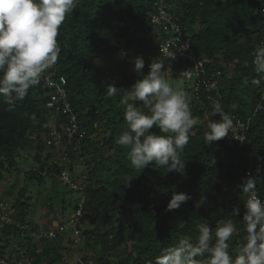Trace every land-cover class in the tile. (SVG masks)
I'll return each instance as SVG.
<instances>
[{"label":"trees","instance_id":"obj_1","mask_svg":"<svg viewBox=\"0 0 264 264\" xmlns=\"http://www.w3.org/2000/svg\"><path fill=\"white\" fill-rule=\"evenodd\" d=\"M154 1L77 0L76 9L61 26V53L55 66L42 74L40 84L30 88L24 99L7 103L0 97V187L20 169L17 151L35 144L36 166L25 170V185L15 197L13 188L6 193L8 200L15 198V218L35 225L30 218L35 209L28 199L43 201L54 213L58 202L63 206L68 202L74 211L76 205L69 194L79 196V191L60 179L63 167L50 164L51 147L43 139L51 131L53 119L47 106L51 89L44 85L45 74L51 70L54 79L66 78L68 99L85 132L77 150L68 147L72 176L86 175L79 256L87 263L150 264L163 248L177 244L180 238H195L197 224L208 223L214 229L218 220L227 219L238 207L239 232L231 242L234 249L245 238L239 219L246 198L237 183L247 169H252L259 195L264 197V82L252 83L261 79L252 60L255 45L264 40V0H167L181 18L191 52L205 58L210 71H223L213 93L221 96L224 111L231 117H250L245 144L232 131L212 145L205 144L207 121L220 116L213 115L212 101L204 93L200 101L192 100L191 111L201 124L193 127L181 153L184 168L180 171L168 172L155 163L134 169L128 150L116 143L127 128L125 106L120 103L123 92L108 97L105 89L111 83L131 88L139 78L134 72L135 57H144L145 74L150 62L157 59L158 33L146 17L147 11L155 9ZM103 59L118 61L102 69L99 61ZM160 61L168 80L184 78L175 63ZM62 120L67 117L57 122ZM47 177L59 184L43 195ZM34 180L40 188L35 196L27 197L29 182ZM174 191L187 193L191 199L180 209L165 211ZM47 221L45 218L44 224L50 226ZM14 244H21L26 249L24 256L40 263L79 264L74 256L78 249L70 236L41 240L24 235L17 224L7 225L0 231V253L13 259L10 249Z\"/></svg>","mask_w":264,"mask_h":264},{"label":"clouds","instance_id":"obj_2","mask_svg":"<svg viewBox=\"0 0 264 264\" xmlns=\"http://www.w3.org/2000/svg\"><path fill=\"white\" fill-rule=\"evenodd\" d=\"M76 6L77 0H0V97L5 102L24 99L30 88L40 84L42 74L55 66L61 53V26ZM133 62L139 78L130 89L117 88L115 83L105 89L108 97L123 92L120 103L125 106L127 128L116 143L128 150L134 169L155 163L168 172L180 171L184 168L181 153L198 123L190 108L192 102L169 82L159 58L150 62L147 74L142 55ZM252 65L257 76L264 77V40L254 47ZM252 83L259 85L261 79ZM212 109L220 119L207 121L206 145L229 136L239 124L224 111L219 99L212 101ZM238 187L246 197L239 219L245 233L242 242L234 249L231 246L239 232L237 207L227 219L218 220L214 229L208 223L197 224L195 238H180L177 244L163 248L150 264H264V199L253 175ZM190 199L189 194L174 191L165 211L180 209Z\"/></svg>","mask_w":264,"mask_h":264},{"label":"built area","instance_id":"obj_3","mask_svg":"<svg viewBox=\"0 0 264 264\" xmlns=\"http://www.w3.org/2000/svg\"><path fill=\"white\" fill-rule=\"evenodd\" d=\"M154 6L155 9L147 11L146 17L154 30L158 33L159 54L157 59L169 61L171 64L175 63L180 67V73L187 81V96L191 101L193 99L200 101V97L203 93L210 101L216 99L221 101V96L213 92L216 89V78L221 76L223 71L221 69L210 71L207 68L206 59L191 52V41L182 27L180 16L169 1L155 0ZM54 74L55 72L50 70L45 74L44 78V85L51 89L47 94L49 97L47 106L53 119L51 122V131L49 134L44 135L43 139L47 142L49 147H51L49 148L52 152L50 164L63 167L60 173V179L68 184L71 190L79 191L80 197L75 202V210L65 221L56 226H49L44 223H36L35 225L20 223L18 219L15 218L14 211L12 212L11 208L13 203L11 205L6 197H0V231L7 225L17 224L24 235H30L31 237L41 240H53L69 233L72 245L78 249L79 253V248L83 243V237L79 226L84 215L86 201L84 190L87 186V182L84 176L78 178L72 176L69 169L72 159L68 146L77 150L85 132L80 130L76 114L73 112L71 102L68 99L67 90L65 88V84L67 83L66 78L62 76L59 80L54 79ZM261 80L264 82V77H261ZM262 98H264V91ZM191 104L193 105L194 102ZM62 117H67V121L62 120L58 123L57 120ZM232 118L234 121H238L239 124L231 131L234 133L235 139L243 145L247 142L250 117L244 119L234 115ZM249 175H252L251 168L247 169L243 175H241L237 183L238 186L242 183L243 179ZM260 197L264 199L263 196ZM11 250L12 249H10V252L13 251ZM79 255L80 254L76 255L77 263L94 264L92 262L87 263L82 261L81 255ZM12 257L13 259H10L7 254L0 253V264H46L34 261L24 255L17 256L15 253H13Z\"/></svg>","mask_w":264,"mask_h":264},{"label":"rangeland","instance_id":"obj_4","mask_svg":"<svg viewBox=\"0 0 264 264\" xmlns=\"http://www.w3.org/2000/svg\"><path fill=\"white\" fill-rule=\"evenodd\" d=\"M139 33L142 34L143 31L139 30ZM116 61H118V60L117 59H115V60H104L103 59V60L99 61V65L101 66L102 69H104V68H106V66L111 65ZM172 77H173V75H172V73H170L169 78H172ZM169 82L172 83L174 86L181 88L183 91H186L187 81L184 80V78L177 77V78H174L172 80L169 79ZM187 94L188 93H186V95ZM189 100L191 102V99H189ZM191 107H192V104H190V108ZM197 120H198L197 124L200 125L201 120L200 119H197ZM34 148H35V144H34V146L28 147L26 150L20 149L17 151L18 167L20 169H19V171H16L15 174L10 175L9 180H7L5 183H3L1 185L0 195H2V194L4 195V193H5L4 198L7 196L6 193H9V190H11L12 188H13L12 190L14 191L13 197H15V195H16L15 193L19 190V188H21L23 185H25V183H26L25 170L32 169L34 166H36V164L34 163V159H33L34 158L33 154L35 152ZM79 167L81 168L82 166H79ZM77 170H78V172H82L79 168ZM83 173H84V176H86L85 172H83ZM46 179H47V181L45 183V186H42V188L44 189L43 195L49 194L51 192L50 189L59 184V181H57L55 178L47 177ZM13 185H14V187H13ZM29 185H30L31 189L27 191L26 196L27 197L35 196L36 195L35 191H37L40 188V185L35 180L29 182ZM61 186H62V184H61ZM67 193H68V191H67ZM69 197L70 198L72 197L70 199L72 203L76 202L77 197L75 195L73 196L72 194H69ZM14 200H15V198L9 199V202L11 205H12V203L14 204ZM28 201H29L30 206L33 205V207L35 209V214H33V215L30 214V218H32L36 223H44L41 221L42 214H44V211H48L44 205V202L43 201L40 202V201L35 200V199H33V200L28 199ZM61 203L62 202H58L55 206L56 209L59 210L60 215L63 213H72L73 212V207L70 206V204L68 202H66L65 206H63V204H61ZM11 209H12V212L14 210L16 211V209L13 208V205H12ZM48 212H46V213H48ZM65 236L68 237V236H70V234L69 235L66 234ZM2 244H4V243H2ZM17 244H14L12 246V250H13V251L11 250L12 255H13V253H15L17 256L24 255L26 253V249H24L21 244H19V245H17ZM79 254L81 255L80 251H79ZM76 255L77 254H74V256H76Z\"/></svg>","mask_w":264,"mask_h":264},{"label":"crops","instance_id":"obj_5","mask_svg":"<svg viewBox=\"0 0 264 264\" xmlns=\"http://www.w3.org/2000/svg\"><path fill=\"white\" fill-rule=\"evenodd\" d=\"M74 196V194H72ZM75 195H77L75 193ZM78 198V196H76ZM75 203V202H74ZM47 209V208H46ZM48 210V209H47ZM49 211V212H48ZM48 211H44V214H42V218H41V221L42 222H45V218H47V222L52 225V226H56L58 225L59 223L65 221L67 219V217L70 215V213H63V214H59V210L58 209H55L54 213L51 212L50 210ZM48 212V213H46ZM46 213V214H45ZM69 235V233H66ZM65 234V235H66ZM66 237V236H64Z\"/></svg>","mask_w":264,"mask_h":264}]
</instances>
